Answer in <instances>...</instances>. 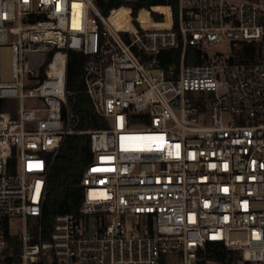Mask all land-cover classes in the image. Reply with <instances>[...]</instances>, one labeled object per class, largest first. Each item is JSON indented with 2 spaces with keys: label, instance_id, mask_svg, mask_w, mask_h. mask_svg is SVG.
Masks as SVG:
<instances>
[{
  "label": "built area",
  "instance_id": "built-area-1",
  "mask_svg": "<svg viewBox=\"0 0 264 264\" xmlns=\"http://www.w3.org/2000/svg\"><path fill=\"white\" fill-rule=\"evenodd\" d=\"M137 1L0 0V264H264V0ZM71 50L105 128L80 129ZM76 133L83 199L46 228Z\"/></svg>",
  "mask_w": 264,
  "mask_h": 264
},
{
  "label": "trees",
  "instance_id": "trees-1",
  "mask_svg": "<svg viewBox=\"0 0 264 264\" xmlns=\"http://www.w3.org/2000/svg\"><path fill=\"white\" fill-rule=\"evenodd\" d=\"M121 0H100L103 11L111 6L118 5ZM174 8L177 7V0H171ZM166 0H138L137 6H153L154 11L161 12L166 7ZM166 12L168 8L166 7ZM128 8L122 7L114 13L112 20L120 27H131L127 15ZM149 9H142L139 19L144 25H149ZM189 51H195L189 48ZM84 57L81 52L71 50L67 68V86L77 93L78 110L81 115V130L105 128L107 120L101 117L95 110L91 99L83 92V64ZM191 62L190 58L187 60ZM0 110H3L0 104ZM90 134L76 133L66 137L51 167L48 179V192L43 204V224L51 227L55 217L60 214L76 213L83 199V188L79 185L83 172L89 164L92 153L90 149Z\"/></svg>",
  "mask_w": 264,
  "mask_h": 264
},
{
  "label": "bare ground",
  "instance_id": "bare-ground-1",
  "mask_svg": "<svg viewBox=\"0 0 264 264\" xmlns=\"http://www.w3.org/2000/svg\"><path fill=\"white\" fill-rule=\"evenodd\" d=\"M166 11V7H163L162 9H161V12H165Z\"/></svg>",
  "mask_w": 264,
  "mask_h": 264
},
{
  "label": "rangeland",
  "instance_id": "rangeland-1",
  "mask_svg": "<svg viewBox=\"0 0 264 264\" xmlns=\"http://www.w3.org/2000/svg\"><path fill=\"white\" fill-rule=\"evenodd\" d=\"M224 49L226 48V47H223Z\"/></svg>",
  "mask_w": 264,
  "mask_h": 264
}]
</instances>
